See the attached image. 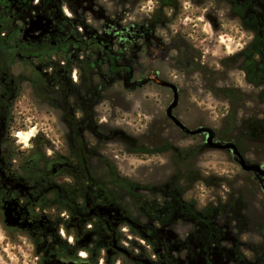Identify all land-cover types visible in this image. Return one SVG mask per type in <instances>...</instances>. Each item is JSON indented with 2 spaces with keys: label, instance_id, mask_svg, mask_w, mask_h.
I'll use <instances>...</instances> for the list:
<instances>
[{
  "label": "rangeland",
  "instance_id": "374dc122",
  "mask_svg": "<svg viewBox=\"0 0 264 264\" xmlns=\"http://www.w3.org/2000/svg\"><path fill=\"white\" fill-rule=\"evenodd\" d=\"M86 12L90 13L85 17L77 12L73 22L74 31L82 37L104 35V41L110 43L111 38L104 32L107 27H137L144 31L138 52L121 56V61L132 66L134 78L141 81L157 74L160 80L173 84L178 103L172 115L178 121L189 130L211 129L213 142L234 144L225 136L233 113L238 117L243 113L253 115L258 107L249 100L253 89L243 73L221 64L250 41V35L233 19L226 2L89 0ZM63 14L68 17L67 11L63 10ZM92 55L98 58L97 53ZM1 57L13 60L10 52H2ZM86 57L93 64V78L70 84L66 96L86 98L90 89L100 84L94 58L89 54ZM58 62L64 61L61 58ZM97 62L100 65V60ZM100 66L104 71L106 65ZM103 82L105 88L97 94V100L77 102L78 106L82 103L88 107L78 120L79 127L89 129L81 137L67 132L68 125L53 103L40 102L30 92L21 95L14 103V112L17 122L24 124L23 142L32 144L33 138L40 137L36 143L49 151L53 147L67 159L83 157L92 176L99 180H129L131 188L119 184L112 193L119 196L116 205L133 213L141 225L152 222L154 209L171 207L164 204L165 196L171 194L175 201L172 207L213 210L216 224L229 241L227 245L234 241L246 257L250 251L262 249L264 239L255 230L260 225L264 236V180L260 182L252 172L243 171L230 152L207 148L205 134L187 136L175 127L165 115L172 102L169 89L149 82L127 92L112 77ZM235 90L244 95L243 100ZM51 98H55L53 94ZM81 106L77 111L83 109ZM130 148L140 149L143 154L126 153ZM242 148L248 164L264 168L261 137L246 138ZM165 229L178 236L184 235L189 226L180 222ZM123 234L129 250H135L141 258L153 257L154 252L142 237L130 231ZM34 262L27 240H11L0 229V264Z\"/></svg>",
  "mask_w": 264,
  "mask_h": 264
},
{
  "label": "flooded vegetation",
  "instance_id": "af4514ba",
  "mask_svg": "<svg viewBox=\"0 0 264 264\" xmlns=\"http://www.w3.org/2000/svg\"><path fill=\"white\" fill-rule=\"evenodd\" d=\"M220 1L235 21L255 30L258 24L264 34V0ZM88 9L89 0H0V229L11 240H27L35 264H264V247L246 257L234 241L227 245L213 210L172 207L169 194L164 204L171 207L154 209L152 222L141 225L133 213L116 205L119 196L108 193L102 179L99 185L83 157L67 159L53 147L49 151L36 143L40 137L32 144L23 142L24 124L14 112L21 95L30 92L40 102L53 103L67 132L81 137L89 129L79 127L78 120L88 107L81 103L83 109L77 111V102L97 100L106 77L127 92L137 89L140 80L121 56L138 52L144 31L107 27L110 43L104 35L82 37L73 22L77 12L89 15ZM247 33L251 40L254 32ZM2 52H10L13 60L2 59ZM88 54L100 71V84L86 98L66 96L70 84L93 78ZM61 58L65 63L58 62ZM98 60L106 65L104 71ZM180 222L189 226L184 235L165 229ZM261 229L258 225L255 231L264 239ZM129 231L142 237L154 252L152 258L128 249L123 233Z\"/></svg>",
  "mask_w": 264,
  "mask_h": 264
},
{
  "label": "trees",
  "instance_id": "16d2710c",
  "mask_svg": "<svg viewBox=\"0 0 264 264\" xmlns=\"http://www.w3.org/2000/svg\"><path fill=\"white\" fill-rule=\"evenodd\" d=\"M241 27L246 32H254L253 38L240 51L223 59L221 64L227 69L235 68L243 73L245 82L253 89V95L249 100L258 107L253 115L243 113L241 117H238L237 113H233L230 119L231 128L225 136L229 141H233L234 146L242 155L244 154L242 145L246 138L254 136L264 140V34L260 33L258 24L257 30L246 26L244 23H241ZM137 88L139 87L137 86ZM235 93L243 100L244 95L240 91L235 90ZM234 132L237 135L232 137L230 134H234ZM126 153L137 156L143 154L140 149L135 148L127 149ZM98 182L99 185L100 182L104 183L102 180H98ZM104 184L109 193L114 192L119 184L124 188L132 187L129 180L118 178Z\"/></svg>",
  "mask_w": 264,
  "mask_h": 264
},
{
  "label": "water",
  "instance_id": "95a60500",
  "mask_svg": "<svg viewBox=\"0 0 264 264\" xmlns=\"http://www.w3.org/2000/svg\"><path fill=\"white\" fill-rule=\"evenodd\" d=\"M149 82H153L159 87L167 88L172 92V102L166 108L165 115L172 122V124L177 127L183 134L187 136L205 134V146L207 148L230 152L233 156L234 161L243 171L252 172L256 179H258L260 182L264 180V168L262 169L259 165L256 164H248L243 156L238 152L234 144L213 142L214 132L211 129L202 127L197 130H189L172 115V111L174 108H176L178 103L177 88L173 84L160 80L157 74H155L153 76L146 77L144 80H141L138 87L140 88Z\"/></svg>",
  "mask_w": 264,
  "mask_h": 264
},
{
  "label": "clouds",
  "instance_id": "9594fccd",
  "mask_svg": "<svg viewBox=\"0 0 264 264\" xmlns=\"http://www.w3.org/2000/svg\"><path fill=\"white\" fill-rule=\"evenodd\" d=\"M28 135H31V133H29ZM81 255H82V253H81Z\"/></svg>",
  "mask_w": 264,
  "mask_h": 264
},
{
  "label": "snow or ice",
  "instance_id": "6c2138e0",
  "mask_svg": "<svg viewBox=\"0 0 264 264\" xmlns=\"http://www.w3.org/2000/svg\"><path fill=\"white\" fill-rule=\"evenodd\" d=\"M82 255H83V253H82Z\"/></svg>",
  "mask_w": 264,
  "mask_h": 264
}]
</instances>
